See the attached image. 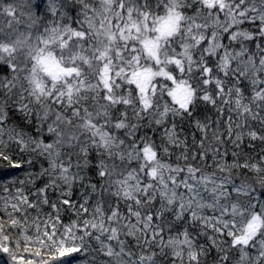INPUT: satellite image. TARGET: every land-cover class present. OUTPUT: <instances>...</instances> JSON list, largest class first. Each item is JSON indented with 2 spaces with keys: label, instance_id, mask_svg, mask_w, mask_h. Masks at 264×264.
Instances as JSON below:
<instances>
[{
  "label": "snow or ice",
  "instance_id": "1",
  "mask_svg": "<svg viewBox=\"0 0 264 264\" xmlns=\"http://www.w3.org/2000/svg\"><path fill=\"white\" fill-rule=\"evenodd\" d=\"M257 144L264 0H0V159L40 165L0 200L19 264H264Z\"/></svg>",
  "mask_w": 264,
  "mask_h": 264
},
{
  "label": "trees",
  "instance_id": "2",
  "mask_svg": "<svg viewBox=\"0 0 264 264\" xmlns=\"http://www.w3.org/2000/svg\"><path fill=\"white\" fill-rule=\"evenodd\" d=\"M4 2L5 4H7L10 2V0H4ZM209 114L210 115L213 114V111H209ZM262 148H264V145L257 144L254 151H252L251 149H248V151L251 152L252 156L258 158L259 155L261 154ZM8 154L11 156V163L14 164L19 161V157L16 155L15 150L9 151ZM228 162L231 163V157L228 158ZM209 164H211V160H209ZM45 166H47V164H45ZM39 167H40L39 163L35 164V166L31 168H29L26 164H24L22 169L17 170V169L11 168L9 160L0 159V200H2L5 197H9L11 194L16 192L17 187H19L20 185H18L17 183H14V181H16L17 179H20V180L24 179L26 173L29 171L33 173L38 172ZM43 183H44L43 180H37L36 187L42 186ZM5 187L8 188V191H4ZM29 187H32V186L29 185ZM34 192H35V188H32V193ZM81 192H82V189L80 188L79 184L74 185L71 198L79 202L81 200ZM25 193L29 194L27 188L25 189ZM48 194L51 200L55 201L57 197L59 196V191L50 190ZM29 199L30 200L34 199V196L32 194H29ZM43 210L47 212L48 206L45 205ZM2 212H3V205L2 203H0V213ZM33 215H35V213H33ZM74 219H75V214L73 212L65 211L64 213H62L61 221L63 224H70L72 220ZM41 251L46 254V250H41ZM20 255L27 257V258L35 259L34 257L31 256V252H28V253L21 252ZM71 255H78V254L73 253ZM67 258H70V257L66 254V256L61 257L60 259H67ZM86 259L90 260L91 257L81 256L78 264H85ZM0 264H19V259L14 261L9 256L8 253L0 251Z\"/></svg>",
  "mask_w": 264,
  "mask_h": 264
}]
</instances>
